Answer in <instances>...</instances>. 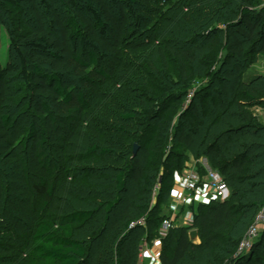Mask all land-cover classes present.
<instances>
[{"label": "trees", "instance_id": "trees-1", "mask_svg": "<svg viewBox=\"0 0 264 264\" xmlns=\"http://www.w3.org/2000/svg\"><path fill=\"white\" fill-rule=\"evenodd\" d=\"M3 1L16 12H23L25 2L35 9L38 4L37 0ZM120 1L119 17L116 18L108 0H59L72 11V15L65 23H59L58 34L40 24L20 36L19 45L23 51L21 53L18 49V54L26 94L46 95L63 112V115H56L47 102L38 103L48 134L42 132L37 138L34 126H31L19 141L22 153L17 151V140L10 130L12 119L6 104L7 83L0 74V154H7L0 157V264H88L87 247L75 237L74 225L89 220L92 211L74 210L54 217L48 214V210L57 196L59 181L66 168L69 140L82 128L83 118L91 109L84 91L68 87L72 82L70 77H76L93 89L111 78L116 66L124 59L125 50L133 49L129 39L132 33L124 35L126 13H132L135 19L142 17L148 35L138 47H148L153 43L157 61L144 59L152 77L147 81L139 79L143 88L142 98L133 102L135 107H125L124 113H116L117 109L123 110L122 107L111 110L114 119L109 127L121 135V141L111 147L92 144L87 148L90 153L98 152L105 156L117 150L122 154L114 157L116 164L124 168L123 171L114 170L111 180L118 193L108 202L107 210L119 202V193L125 190L129 177L138 181L147 172L143 162L130 153L131 144L135 141L145 150L144 157L151 155L153 158L154 165L150 167L153 174L149 176L148 184L152 187L148 189L147 198L136 197L139 201L134 204L136 217L129 216L126 226L143 218L144 225L137 227H146L151 238L153 232L157 235L158 228L154 222L160 218L158 206L172 189L173 172L179 173L190 157H205L226 180L229 194L221 201L198 203L197 208L191 211V222L187 225L176 224L173 220L166 236L169 253L161 250L160 264H179L190 253L202 254L222 242L228 264H264V257L256 254L264 239V228L248 253L237 254L235 248L264 200V125L259 121V114L253 111L255 107L264 108V77L241 78L242 67L255 60L252 54L264 55V0H211L214 3L208 10L210 18L213 15L211 20L224 21L230 31L229 41L224 45L228 52L224 65L235 60L232 69L223 70L221 66L218 71H214L213 66L204 68L213 62L211 58L198 59L197 51L202 50L198 41L203 38L200 32L195 31L192 40L180 42L192 44L191 47L163 45L159 29L164 22L162 14L168 0ZM259 1L262 4L258 5ZM83 6L90 16L83 13ZM214 34L207 43L210 50L220 43ZM238 34L251 42L249 49ZM100 55L109 57L110 71H107ZM85 56L88 61H85ZM239 59L245 61L241 67ZM169 60H172L174 70L171 72H168ZM220 72L233 82L230 91L224 86L219 91L213 88ZM196 86H199L197 90ZM173 88H176L175 94L167 93ZM210 90L219 97L206 95L203 106L196 103L200 93H209ZM189 94L190 101L175 121L173 116H167L154 123L158 115L171 111L175 102ZM95 120L104 123L102 118ZM86 128L95 135L99 134L100 130L92 127L88 120ZM47 136L53 140L49 154ZM237 137L242 140H237ZM163 156L170 162L164 164L163 175H155ZM8 164L17 166L19 176L26 178L31 188L26 201L10 198L14 195L12 186H7L3 179V168ZM152 192L159 204L151 206L149 198ZM195 203L189 204V208L193 209ZM179 207L182 209L184 206ZM166 218L170 217H163L161 224ZM190 229L197 230L198 242L190 238ZM259 238L262 240L258 242ZM125 242L126 238H122L116 243L114 264H134L133 252Z\"/></svg>", "mask_w": 264, "mask_h": 264}, {"label": "rangeland", "instance_id": "rangeland-1", "mask_svg": "<svg viewBox=\"0 0 264 264\" xmlns=\"http://www.w3.org/2000/svg\"><path fill=\"white\" fill-rule=\"evenodd\" d=\"M37 2L36 9L29 2H25L23 4V12H16L5 5L3 0H0V74L5 77L7 83L8 100L6 104L12 119V127L10 130L17 140L15 146L19 153H22L23 150L19 141L25 136L26 131L31 126H34L37 138L40 137L42 132L48 134L49 129L47 124L43 123L42 115L38 109V103L47 102L56 115H63L58 104L52 99H48L43 94H34L33 96L26 94L24 89L25 84H23L24 81L21 75V58L18 54V49L21 53L23 51H21L19 45L20 36L26 31L35 29L40 24H44L48 29L58 34L59 23H65L66 19L72 15V11L61 4L59 0H37ZM120 2V0H108L109 7L116 18L119 17ZM260 4H262L261 1H259L258 5ZM213 5L214 3L211 0H168V4L162 14V21L164 22L159 29L160 39L164 41V43L162 42L163 45L172 44L191 47L193 46L192 44L184 45L180 42L182 40H192L193 33L195 31L200 32L203 38L200 42L198 41V45H202V50L199 49L197 51L198 59L211 58L213 60L212 63H207L204 68L213 66L214 71H218L221 66L223 70L232 69L235 65V60L224 65L228 57V52L224 45L229 41L228 35L230 31L226 29V23L224 21L211 20L213 15L210 18L208 10ZM214 8L218 9V6H214ZM82 9L84 14L87 16L91 15L87 13L88 11L84 6ZM136 13H138V10ZM125 16L126 20L123 25L124 35L130 32L132 33L129 39L133 45V49L130 50L127 48L125 50L126 55L116 66V72L111 75V78L107 82L95 86L93 89L82 81L77 80L76 77H70L72 82H69L68 87L84 91L86 99L91 104V109L83 118L84 124L82 128L69 140L66 151V168L59 181L57 196L51 208L48 210V214L54 217H60L74 210L92 211V216L89 220L74 225L75 237L80 239L87 247L88 264H114L115 245L122 238H126L125 245L130 247L133 252L134 264H160L159 254L161 250L169 253L170 248L166 238L168 230L161 228V219L165 216L174 218L173 214L178 213L180 210L179 217L183 219L181 214L185 210L184 207H182L184 209H180L181 207L175 206L171 202L172 189L168 197H164V201L160 204L153 194L156 191L153 190L149 198V204L151 206L156 203L159 204L158 212L160 218L154 222L155 227L158 228L157 235L153 232V237L151 238L148 236L146 227H137L139 220L143 218L137 219L132 225L130 224L127 227L126 222L129 216L136 217L137 210L134 204L136 205L139 202L136 197L147 198L148 189L152 187V185L151 187L148 185L150 183L149 176L153 174V172H150V167L154 165L151 160L153 159L151 158L152 156L144 157L145 150L140 148L136 141L134 142L138 145L135 156L143 162L147 172L138 181L129 177L125 190L119 193V202L113 208L107 210L106 206L108 202L118 193L115 191L114 183L111 180L115 173L114 170L121 169L123 171L124 168V166L116 164L114 157H121L122 154L117 150L114 154L105 156L98 152L90 153L87 150L92 144L100 145L101 147H111L113 143L116 145L117 141H121V135L109 127V124L113 123L114 119L111 116L114 112H111V110L113 111L114 109L115 111V107H122L123 110L117 109L116 113H124L125 107H131L134 105V101L142 98L140 95L143 88L139 85V79L147 81V78L151 79L152 77V72L144 59L147 58L157 61L155 52H153V43L148 45V47H138L142 41L145 42V38L148 35V31L144 29L142 24V17L135 19L132 13H126ZM240 27L243 28V26ZM214 32L213 37L220 39V43L213 50H210L207 48V43L210 41ZM238 36L242 40L244 39L241 35L238 34ZM243 41L246 48L249 49L251 42L245 39ZM252 56H255L254 62H247L245 67L243 66L245 61L238 60L240 67L243 66V73L241 74L243 80H250L256 76L264 77V55L252 54ZM100 57L104 65L107 66V71H110V67L107 64L109 57L103 55H100ZM84 59L88 61L86 56ZM169 62L171 64L168 72L174 71L172 60H169ZM169 75L173 78L171 73ZM232 84L233 82L226 79L224 74L220 72L217 74L213 88L219 91L224 86L230 91ZM198 87L196 86L195 89L197 90ZM175 89L173 88V90L167 93L175 94ZM206 95L208 97L212 95H215L216 98L219 97L212 90L209 93L206 91L204 94L200 93L196 99V103L203 106ZM190 98V96H187L175 102L172 110L158 115L154 123H159L167 116H173V121H175L177 115L183 111L182 109L190 101ZM253 111L261 115L259 121L264 125V108L255 107ZM96 118H102L104 123L96 122ZM86 120L92 124V127L100 130L98 135H95V133L90 132L86 128ZM117 120L118 117H116ZM236 139L242 140L241 137H237ZM52 141L47 136L46 144L49 151L48 154L51 151L49 146ZM134 143L131 144L130 153H132ZM6 155L0 154V157H6ZM160 161V164L157 165L158 172H154L155 175H163L165 172L164 164L166 165L170 162L166 156H163ZM175 164L178 165L176 161ZM3 169L4 183L9 187L12 186L11 191L13 190L14 192V195H11L10 198L16 201H26L31 193V188L26 183V178L19 176L20 173L15 164H8ZM183 171L184 168H182L179 174L178 171L173 172V175L175 176L176 173V175H180ZM29 177L31 179V176ZM152 182L154 183V181ZM197 206L198 203H195L193 209L186 207V210L189 212L194 211ZM179 217L176 216L174 223L179 224L181 222ZM248 226L245 228L242 237L235 247L236 251ZM261 240L262 238H259L258 242ZM223 243L218 244L212 250L204 251L202 254L192 252L179 264H228L225 259ZM256 251L257 255L264 257V239Z\"/></svg>", "mask_w": 264, "mask_h": 264}, {"label": "built area", "instance_id": "built-area-1", "mask_svg": "<svg viewBox=\"0 0 264 264\" xmlns=\"http://www.w3.org/2000/svg\"><path fill=\"white\" fill-rule=\"evenodd\" d=\"M191 94H189L190 96ZM177 174V173H176ZM177 192L171 196L173 204L185 206L193 201L208 203L211 200H224L229 194V187L219 171L200 161V166L186 167L180 175H176ZM179 174V173H178ZM179 185V187H178ZM174 218H166L162 221L161 228L168 230L173 226ZM134 222L131 223V225ZM139 225H144V219H140ZM264 228V200L260 205L252 222L241 239L236 251L237 254H245L252 247L255 240Z\"/></svg>", "mask_w": 264, "mask_h": 264}, {"label": "crops", "instance_id": "crops-1", "mask_svg": "<svg viewBox=\"0 0 264 264\" xmlns=\"http://www.w3.org/2000/svg\"><path fill=\"white\" fill-rule=\"evenodd\" d=\"M259 117L261 118V115H259ZM263 124H264V121H263ZM200 161H204V162H206L209 165V163H208V161H207V159L205 157H200L199 159H193L192 157H190V159L188 160V162L185 163V166L183 168L185 169L188 166H190V167L194 166V167L198 168L200 166ZM178 187H179V185H178ZM175 192H177V185H176V178L174 177V183H173L172 190H171V196H173ZM176 206H178V205H176ZM186 207L188 208L189 205L188 206L187 205L184 206L185 210H183V214H181L183 219H181L179 217L180 213H181V210L178 213H176V214L174 213L173 214L174 219H176V216H178L181 219L180 220L181 222L179 223V225H187V224H189L191 222L192 212L191 211L190 212L187 211ZM184 208H182V209H184ZM193 240L195 242H198V237H196Z\"/></svg>", "mask_w": 264, "mask_h": 264}, {"label": "water", "instance_id": "water-1", "mask_svg": "<svg viewBox=\"0 0 264 264\" xmlns=\"http://www.w3.org/2000/svg\"><path fill=\"white\" fill-rule=\"evenodd\" d=\"M138 145L136 143L133 144V149H132V156L134 157L137 152ZM189 236L191 239H195L197 237V230L196 229H190L189 230Z\"/></svg>", "mask_w": 264, "mask_h": 264}]
</instances>
